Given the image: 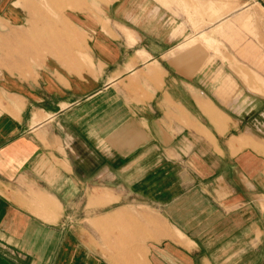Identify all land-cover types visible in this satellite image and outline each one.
<instances>
[{
    "label": "crops",
    "instance_id": "crops-1",
    "mask_svg": "<svg viewBox=\"0 0 264 264\" xmlns=\"http://www.w3.org/2000/svg\"><path fill=\"white\" fill-rule=\"evenodd\" d=\"M16 1L0 31L26 20ZM104 1L65 13L59 56L0 57V264H258L264 87L156 0Z\"/></svg>",
    "mask_w": 264,
    "mask_h": 264
},
{
    "label": "rangeland",
    "instance_id": "rangeland-1",
    "mask_svg": "<svg viewBox=\"0 0 264 264\" xmlns=\"http://www.w3.org/2000/svg\"><path fill=\"white\" fill-rule=\"evenodd\" d=\"M156 1L166 12H172L185 23L190 31L188 38L192 37L186 45H205L206 52L211 55L209 59L213 67L220 65L224 73L236 75L240 79L241 88L262 91L264 87V12L261 8L264 9V0ZM6 2L7 0H0V14L7 13ZM104 2V0H17L15 4L23 12L21 17H25L26 20L14 26L11 31H0V57L3 58L4 67L11 70L10 61L15 52L20 55V70L23 72L28 71L26 67H29V62L33 60L39 62L46 55L56 56L63 50H69L63 41L61 44L59 38L61 34H75L69 29L65 13L70 9L76 11L93 8L100 12L101 4ZM202 31L203 34L197 36ZM28 36L34 37L39 44L27 47L25 41ZM258 122L259 125L254 124L256 127L252 128L250 126L249 131L264 140V117L259 118ZM258 200L257 205L260 207L264 197ZM261 211L263 214L259 215L264 219L263 207ZM84 214L85 209L82 206L76 213V219L70 223L74 227H79L81 237L87 244L85 227L90 221L92 226L93 221L83 217ZM101 228H96V232L102 231ZM97 236L100 237V241L103 240L102 233L95 235L96 238ZM99 240L97 239V242ZM257 263L264 264V250L258 256Z\"/></svg>",
    "mask_w": 264,
    "mask_h": 264
}]
</instances>
